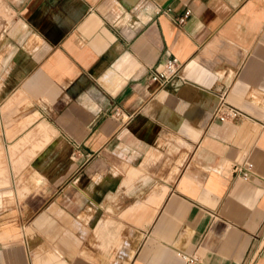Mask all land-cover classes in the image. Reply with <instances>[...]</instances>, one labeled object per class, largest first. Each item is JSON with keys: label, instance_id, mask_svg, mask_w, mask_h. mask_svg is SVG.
I'll list each match as a JSON object with an SVG mask.
<instances>
[{"label": "crops", "instance_id": "obj_1", "mask_svg": "<svg viewBox=\"0 0 264 264\" xmlns=\"http://www.w3.org/2000/svg\"><path fill=\"white\" fill-rule=\"evenodd\" d=\"M0 264H264V0H0Z\"/></svg>", "mask_w": 264, "mask_h": 264}, {"label": "built area", "instance_id": "obj_2", "mask_svg": "<svg viewBox=\"0 0 264 264\" xmlns=\"http://www.w3.org/2000/svg\"><path fill=\"white\" fill-rule=\"evenodd\" d=\"M169 10L168 6L165 7H156L155 12L167 11ZM190 9L186 8L181 14L175 15L173 17V22L176 24H181L184 22L186 16L189 14ZM181 62L174 56H167L161 62L158 68L150 67L148 72V78L151 81H155L159 86H163L173 77L178 75ZM240 114V111L230 105L223 104L222 98H220L219 103L213 111V116L219 120L232 119ZM252 162L249 160H242L234 163L232 166L233 172L239 174L241 177H247L252 172ZM186 261H192L195 259L194 256L185 255L178 253Z\"/></svg>", "mask_w": 264, "mask_h": 264}]
</instances>
